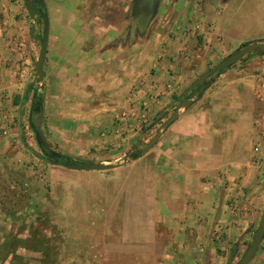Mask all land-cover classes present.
<instances>
[{
    "label": "crops",
    "instance_id": "crops-1",
    "mask_svg": "<svg viewBox=\"0 0 264 264\" xmlns=\"http://www.w3.org/2000/svg\"><path fill=\"white\" fill-rule=\"evenodd\" d=\"M42 1L49 17L43 90L30 81L36 77L43 25L29 16L24 0H0L5 107L16 105L19 116L26 113L36 90L43 96L37 116L49 120L57 137L68 141L73 130L84 127L83 142L120 146L126 138L112 130L121 114L137 107L142 77L155 80L149 90L160 101L153 105L163 110L169 104L159 83L170 66L167 58L157 67L146 50H138V41L121 47L131 21L129 0ZM216 76L149 151L110 169L127 173L129 195L123 215L106 219L108 231L101 234L92 224L98 234H88L103 239L106 251L99 255L109 258L103 262L237 264L245 254L264 213V98L258 94L264 96V55ZM107 129L111 135L100 136ZM250 264H264V239Z\"/></svg>",
    "mask_w": 264,
    "mask_h": 264
},
{
    "label": "rangeland",
    "instance_id": "rangeland-1",
    "mask_svg": "<svg viewBox=\"0 0 264 264\" xmlns=\"http://www.w3.org/2000/svg\"><path fill=\"white\" fill-rule=\"evenodd\" d=\"M137 41L138 50H146L145 56H151L155 66L159 67L165 58L170 64L168 71L159 76L165 90L161 94L170 98L166 108L158 110L153 105L157 99L160 101V96L149 90L155 80L142 77L136 89L137 107L121 114L122 122L111 129L114 135L126 138L125 142L120 146L109 142L105 148L83 142L81 139L87 137L84 127L73 130L68 141L60 139L45 116L39 119L38 109L34 124L53 150L82 163H102L101 159H105V165L125 166L133 161L129 155L141 152L151 141L179 106L183 92L198 77L239 48L264 42V0H158L155 18L146 34L134 41L127 36L121 47ZM155 66L151 69L154 74ZM30 81L43 90V84L34 76ZM258 94L264 98L261 92ZM3 97L1 94L0 264H108L103 262L109 259L103 257L106 253L99 255V250L106 251L103 239L99 236V242L88 234H98L92 224H98L101 234L108 231L106 219L123 215L129 195L124 181L127 173L75 171L45 163L29 150L40 153L28 123L31 110L19 116L17 106L5 107ZM198 99L196 94L193 104ZM186 110L180 112L184 114ZM20 127L24 129L25 144ZM111 130L101 131L100 136H110ZM194 257L201 258L196 254ZM127 258L124 263L130 260Z\"/></svg>",
    "mask_w": 264,
    "mask_h": 264
},
{
    "label": "water",
    "instance_id": "water-1",
    "mask_svg": "<svg viewBox=\"0 0 264 264\" xmlns=\"http://www.w3.org/2000/svg\"><path fill=\"white\" fill-rule=\"evenodd\" d=\"M27 11L32 19L41 18L44 24L43 28V36L41 39V51L39 58L35 65V75L39 81L43 80V65L45 62V57L47 53V46L49 40V17L47 13H43L42 11H37L32 5L30 0H24ZM158 0H134V2L130 6V13L132 20L130 25L121 40L125 39L127 36L131 41H134L138 36H142L145 34L146 30L149 28L152 20L156 15ZM39 21V20H38ZM260 53H264V43H254L248 45L242 49H239L221 62H219L216 66H214L210 71L200 76L196 81H194L191 86L184 92V97L181 104L177 107L174 113L162 124L156 135L151 139V141L143 148L140 152V155H144L149 149H151L161 137V133L166 131L178 118L179 113L182 109L189 108L193 101L188 99L189 93L202 85L211 75L216 74L225 68L231 66L233 63L237 62L239 59L247 56V55H259ZM20 129H22L20 127ZM64 168L75 170V171H105L115 168V165H105L103 163H94V162H73L66 163L62 165ZM264 239V213L259 222L256 233L253 237L251 245L246 250L245 254L241 257L237 264H250L252 259L254 258L260 244Z\"/></svg>",
    "mask_w": 264,
    "mask_h": 264
},
{
    "label": "trees",
    "instance_id": "trees-1",
    "mask_svg": "<svg viewBox=\"0 0 264 264\" xmlns=\"http://www.w3.org/2000/svg\"><path fill=\"white\" fill-rule=\"evenodd\" d=\"M32 5L34 6V8L37 10V11H42L43 13H47L46 11V7H45V4L42 0H30ZM131 6V5H130ZM27 9V8H26ZM129 15H131L130 13V10H129ZM30 16V15H29ZM131 17V16H130ZM36 20L43 25V28H44V24H43V21L41 20V18L38 17V19L36 18ZM131 20H132V17H131ZM131 22V21H130ZM149 29V28H148ZM148 29L146 30V32L148 31ZM145 32V34H146ZM42 36H43V32H42ZM42 39V38H41ZM259 43V42H257ZM264 43V42H262ZM250 44V43H249ZM253 44V43H251ZM239 49H242V48H239ZM238 49V50H239ZM237 51V50H236ZM261 55H264V53H260L259 55L257 56H261ZM250 57H255V55H247L241 59H239L237 62L241 61V60H245L247 58H250ZM237 62L233 63L231 66L225 68L224 70L216 73V74H213L211 75L202 85H199L198 87H196L195 89H193L189 94V97L188 99H191L197 94V96L199 98L202 97V95L204 94V92L211 86V83H212V80H213V77L218 75V74H221L223 72H225L228 68L232 67L233 65H235ZM211 70V69H210ZM209 70V71H210ZM208 72V71H207ZM206 72V73H207ZM205 74V73H204ZM203 74V75H204ZM37 82H39V80L37 79V77H35ZM199 78V77H198ZM197 78V79H198ZM196 79V80H197ZM195 80V81H196ZM191 86V85H190ZM189 86V87H190ZM188 87V88H189ZM187 88V89H188ZM32 89V87H29V91ZM186 89V90H187ZM185 90V91H186ZM184 91V92H185ZM184 92L182 94V97L180 98V104L183 100V97H184ZM29 94V93H27ZM43 96L40 95L38 93V91H34L33 92V97H32V104H31V111H30V115H29V120H28V123H29V127L31 128L33 134H34V137H35V141H36V144L38 146V149L40 151V153H35L33 150L29 149L31 151V153L35 154L37 157H39L41 160H43L45 163L47 164H51V165H55V166H61L63 167L62 165L66 164V163H73V162H76L72 157L68 156V155H64V154H61L60 152H57L55 150L52 149L51 145L48 143V141L44 138V136L42 135L41 131H39L35 124H34V116L36 115V113H38L36 110H40L42 109V101H43ZM193 101V100H192ZM194 102V101H193ZM179 104V105H180ZM193 105V103H192ZM191 105V106H192ZM190 106V107H191ZM189 107V108H190ZM188 109V108H187ZM23 112L21 113V116H22ZM22 128V127H21ZM20 135H21V138L23 140V143L25 144V141H24V129H20ZM140 156V152L139 153H133L130 157L132 159H137L139 158ZM255 235V234H254ZM251 245V244H250Z\"/></svg>",
    "mask_w": 264,
    "mask_h": 264
},
{
    "label": "flooded vegetation",
    "instance_id": "flooded-vegetation-1",
    "mask_svg": "<svg viewBox=\"0 0 264 264\" xmlns=\"http://www.w3.org/2000/svg\"><path fill=\"white\" fill-rule=\"evenodd\" d=\"M133 3V2H132Z\"/></svg>",
    "mask_w": 264,
    "mask_h": 264
}]
</instances>
